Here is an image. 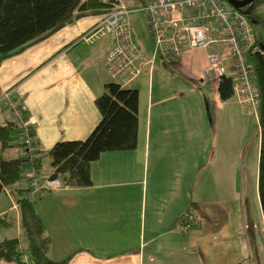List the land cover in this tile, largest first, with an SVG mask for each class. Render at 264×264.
Listing matches in <instances>:
<instances>
[{
	"label": "crops",
	"instance_id": "0c3cea01",
	"mask_svg": "<svg viewBox=\"0 0 264 264\" xmlns=\"http://www.w3.org/2000/svg\"><path fill=\"white\" fill-rule=\"evenodd\" d=\"M102 16L81 18L0 65V126L11 122L13 109L1 101L10 92L34 128L44 186L54 170L48 151L87 139L102 119L96 99L111 83L105 60L114 39L82 38ZM143 55L147 62L154 50ZM206 55L193 50L146 66L128 86L140 95L137 148L103 153L91 166V186L58 181L33 200L52 264H264L259 165L244 154L257 129L236 98L221 100L220 84L204 80ZM162 65L178 75L156 84ZM258 127L254 149L261 147L260 120ZM2 141L0 163H24L19 183L0 181V240L20 239L18 199L30 187L29 152L22 142ZM191 209L199 224L187 230L181 218ZM11 220L17 231L9 229Z\"/></svg>",
	"mask_w": 264,
	"mask_h": 264
},
{
	"label": "trees",
	"instance_id": "16d2710c",
	"mask_svg": "<svg viewBox=\"0 0 264 264\" xmlns=\"http://www.w3.org/2000/svg\"><path fill=\"white\" fill-rule=\"evenodd\" d=\"M263 1L257 0L238 11L245 14L244 11ZM224 2L234 9L225 0ZM114 6L115 0H0V65L75 21L84 17L108 14ZM247 18L252 25L255 24L251 17ZM251 60L256 68L260 91L259 119L262 141L259 195L264 213V44L261 51L251 53ZM128 86L122 87L118 82L106 85L105 92L96 99L102 119L87 139L61 141L48 151L54 169L50 181H59L62 186L89 187L93 184L91 166L103 153L137 148L140 95L138 89ZM219 92L223 101H228L234 96L232 78L221 79ZM23 113L27 118V111L23 109ZM30 127L35 152L39 155L35 131L32 125ZM15 129L17 128L12 122L0 126V138L3 139L5 146H10L11 134ZM29 160L28 158L27 162ZM23 163L21 160L4 158L1 160L2 186L10 187L19 183L23 177ZM35 165L39 171L41 167L39 156ZM27 191L28 189L21 193L18 199L27 249L22 250L19 238L0 240V258L16 264H52L48 255L51 240L46 235L43 220L36 211L35 201L23 197Z\"/></svg>",
	"mask_w": 264,
	"mask_h": 264
},
{
	"label": "built area",
	"instance_id": "2783aa9c",
	"mask_svg": "<svg viewBox=\"0 0 264 264\" xmlns=\"http://www.w3.org/2000/svg\"><path fill=\"white\" fill-rule=\"evenodd\" d=\"M133 13H146L147 16L154 41V56L147 62L135 41L130 21ZM108 36H113L114 45L107 54L106 69L122 87L138 79L146 66H153L156 58L172 63L190 51L204 50L208 62L204 80L218 86L222 78H232L233 97L245 111L257 115L260 91L251 53L262 50L261 37L245 14L231 9L224 0H115L113 10L103 15L82 38L96 43ZM1 101L13 109L11 122L24 136L30 159L27 169L30 187L23 197L33 201L45 188H56L60 183L48 180L43 185L35 165L38 155L32 130L23 109L15 105L10 92ZM198 222L193 209L181 218V226L187 230L193 229Z\"/></svg>",
	"mask_w": 264,
	"mask_h": 264
},
{
	"label": "rangeland",
	"instance_id": "374dc122",
	"mask_svg": "<svg viewBox=\"0 0 264 264\" xmlns=\"http://www.w3.org/2000/svg\"><path fill=\"white\" fill-rule=\"evenodd\" d=\"M244 12L247 16L251 17L254 21L257 22V24L253 25L254 30L260 34L261 43L264 44V1L257 4L255 7H251L249 10H246ZM130 21H131L133 29H134L136 42L141 46L142 51L145 52L146 54L152 53V51L154 50V41L152 39V35H151L150 28L148 25L146 13H133L130 16ZM159 65H161V64H159ZM161 67H162V73L157 74L156 84H158V82L160 81V80H158L159 78H169L171 74L172 75H178V74H174L173 72H169V70L166 69L163 65ZM108 77L111 80V82H117V80H118V79L111 77L109 74H108ZM171 78H172V76H171ZM250 114H251L250 116L252 117L251 119H253L254 129H257V131L253 137V141L250 143L251 148L244 149V154L245 155L249 154L251 156V160L253 161L252 164L257 166V168H258L259 161H260V147L259 148L257 147L256 149H254V145L257 143V141L259 140V137H260V129L258 127L259 120H260L259 119L260 118L259 108L257 111V115L254 112H252ZM11 141H12V143H21L22 142V146L25 149V147H24V136L20 132L19 129H15L12 132ZM48 170H49V165L47 163V160H44L43 171L48 172ZM251 174L254 175L253 169L251 171ZM24 178H25V175H24ZM9 224H10L9 226L11 227L9 229L11 231L12 230H14V231L18 230V225L15 222V220H11V222ZM20 239L23 242V244L21 243L22 250H26L27 249V245H26L27 242H26L25 232H23L22 235H20Z\"/></svg>",
	"mask_w": 264,
	"mask_h": 264
},
{
	"label": "water",
	"instance_id": "95a60500",
	"mask_svg": "<svg viewBox=\"0 0 264 264\" xmlns=\"http://www.w3.org/2000/svg\"><path fill=\"white\" fill-rule=\"evenodd\" d=\"M230 6H232L234 9L242 10L246 8L247 6L253 4L257 0H225ZM257 22L255 21V24Z\"/></svg>",
	"mask_w": 264,
	"mask_h": 264
}]
</instances>
